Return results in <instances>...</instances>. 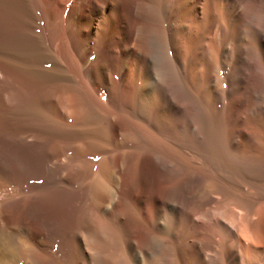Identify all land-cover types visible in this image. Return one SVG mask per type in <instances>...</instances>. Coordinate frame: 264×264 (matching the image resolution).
<instances>
[{
	"label": "bare ground",
	"instance_id": "6f19581e",
	"mask_svg": "<svg viewBox=\"0 0 264 264\" xmlns=\"http://www.w3.org/2000/svg\"><path fill=\"white\" fill-rule=\"evenodd\" d=\"M0 264H264V0H0Z\"/></svg>",
	"mask_w": 264,
	"mask_h": 264
}]
</instances>
